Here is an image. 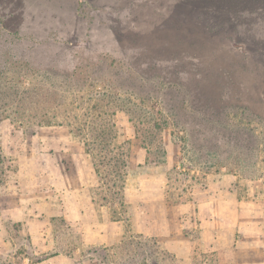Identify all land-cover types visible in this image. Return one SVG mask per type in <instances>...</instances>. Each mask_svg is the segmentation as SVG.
<instances>
[{
	"label": "rangeland",
	"instance_id": "rangeland-1",
	"mask_svg": "<svg viewBox=\"0 0 264 264\" xmlns=\"http://www.w3.org/2000/svg\"><path fill=\"white\" fill-rule=\"evenodd\" d=\"M185 1L0 0L6 148L40 126L67 127L117 197L137 139L157 161L171 151L174 181L222 169L264 202V0ZM18 239L0 264L43 254Z\"/></svg>",
	"mask_w": 264,
	"mask_h": 264
},
{
	"label": "crops",
	"instance_id": "crops-1",
	"mask_svg": "<svg viewBox=\"0 0 264 264\" xmlns=\"http://www.w3.org/2000/svg\"><path fill=\"white\" fill-rule=\"evenodd\" d=\"M0 138V253L15 258L22 234L43 253H19L23 264H264L263 198L242 196L235 174L174 181L169 149L157 161L131 139L115 197L67 127L40 126L10 148Z\"/></svg>",
	"mask_w": 264,
	"mask_h": 264
},
{
	"label": "trees",
	"instance_id": "trees-1",
	"mask_svg": "<svg viewBox=\"0 0 264 264\" xmlns=\"http://www.w3.org/2000/svg\"><path fill=\"white\" fill-rule=\"evenodd\" d=\"M181 2H186L185 0H180ZM196 1V0H195ZM212 1V0H211ZM52 117L53 118H55V117H57V115H56V113H54V115H52ZM68 124V123H67ZM101 133H102V135H103V137L105 138L106 137V135H108L107 134V131H105L104 130V128H102V127H100V130H99ZM107 137H114V135H109V136H107ZM108 141V140H107ZM109 141H110V139H109ZM86 144V143H85ZM4 159V158H3ZM102 161V160H101ZM125 165V164H124ZM0 169H1V171H0V174L3 172V168H2V162L0 163Z\"/></svg>",
	"mask_w": 264,
	"mask_h": 264
}]
</instances>
